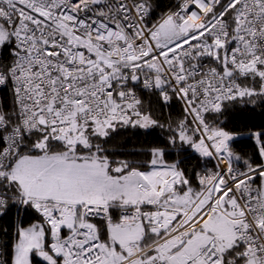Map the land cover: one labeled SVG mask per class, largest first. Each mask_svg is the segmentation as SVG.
Returning a JSON list of instances; mask_svg holds the SVG:
<instances>
[{
	"label": "snow or ice",
	"instance_id": "obj_1",
	"mask_svg": "<svg viewBox=\"0 0 264 264\" xmlns=\"http://www.w3.org/2000/svg\"><path fill=\"white\" fill-rule=\"evenodd\" d=\"M156 7L0 0V217H37L0 264H264V131L251 160L219 122L264 102V0ZM145 93L181 115L162 122ZM124 129L168 135L116 158Z\"/></svg>",
	"mask_w": 264,
	"mask_h": 264
},
{
	"label": "trees",
	"instance_id": "obj_2",
	"mask_svg": "<svg viewBox=\"0 0 264 264\" xmlns=\"http://www.w3.org/2000/svg\"><path fill=\"white\" fill-rule=\"evenodd\" d=\"M173 2L174 0H154V4L157 5L154 18L162 14ZM9 96V93H6L3 89L0 90V102L5 101ZM143 99L146 104L152 105L155 114L161 117L162 122L166 121L170 116L176 119L182 113L181 104L175 99L169 107L163 110L160 109L157 98L150 93H145ZM219 122L234 134L235 139L232 142L234 152L246 159L259 160L253 133L264 131V102L257 101L255 104L235 102L219 116ZM149 131H151L150 135L145 130H120L119 135H114L107 147L110 152L118 154L116 158H120L119 154L138 153L146 150L147 147L153 144L162 145V142L166 140L168 135L167 132L160 129ZM197 155L192 149L185 148L179 156L183 160L182 166L189 172H191L197 163ZM136 158L143 159L144 157L137 156ZM177 158L176 149H169L166 159L172 162ZM234 163L240 165L241 162ZM213 165L214 161H211L208 167H212ZM36 220V214H18L15 209L7 215L0 217V238L2 239V249L5 259H8L11 254V244L15 239L16 224L22 222L24 226H27Z\"/></svg>",
	"mask_w": 264,
	"mask_h": 264
},
{
	"label": "built area",
	"instance_id": "obj_3",
	"mask_svg": "<svg viewBox=\"0 0 264 264\" xmlns=\"http://www.w3.org/2000/svg\"><path fill=\"white\" fill-rule=\"evenodd\" d=\"M177 3V0H174L173 4L167 8L162 14H160L157 18H154V22L158 20L166 11H168L170 8L174 7V5ZM1 90V89H0ZM215 164V161H214ZM214 166V165H213ZM212 166V167H213ZM234 166H239V164L234 163ZM211 168V167H210ZM0 246H2V239L0 238ZM0 251H3L2 247H0Z\"/></svg>",
	"mask_w": 264,
	"mask_h": 264
},
{
	"label": "rangeland",
	"instance_id": "obj_4",
	"mask_svg": "<svg viewBox=\"0 0 264 264\" xmlns=\"http://www.w3.org/2000/svg\"><path fill=\"white\" fill-rule=\"evenodd\" d=\"M36 222V221H35ZM34 223V222H33ZM28 226V225H27Z\"/></svg>",
	"mask_w": 264,
	"mask_h": 264
}]
</instances>
